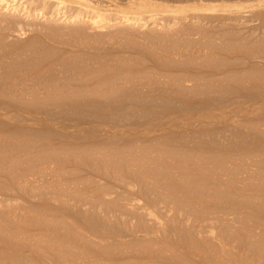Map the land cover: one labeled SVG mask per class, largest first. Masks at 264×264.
<instances>
[{
    "label": "rangeland",
    "instance_id": "rangeland-1",
    "mask_svg": "<svg viewBox=\"0 0 264 264\" xmlns=\"http://www.w3.org/2000/svg\"><path fill=\"white\" fill-rule=\"evenodd\" d=\"M29 1L0 15V264H264V0Z\"/></svg>",
    "mask_w": 264,
    "mask_h": 264
},
{
    "label": "bare ground",
    "instance_id": "bare-ground-1",
    "mask_svg": "<svg viewBox=\"0 0 264 264\" xmlns=\"http://www.w3.org/2000/svg\"><path fill=\"white\" fill-rule=\"evenodd\" d=\"M15 0H9V3H8V0H0V15H2V17H10V18H19L20 16L22 17V13H20L19 11H18V8H19V6H18V8H11V7H13V5L12 4H14V3H16L17 2V0L14 2ZM31 1V0H30ZM30 1H29V3H30ZM49 1H51V0H49ZM53 1V0H52ZM67 2V1H72V0H55L54 2H56L59 6L61 5V3H63V6H64V2ZM74 2H77V4H79V5H81V6H85L86 8H92V6L89 4V3H91V2H89V3H87V2H84V1H81V0H73ZM86 1V0H85ZM89 1V0H88ZM94 1V0H93ZM114 1V0H113ZM128 1V0H127ZM131 1V2H130ZM130 1H128L129 3H136L135 5H137V7H143V9H144V7H145V10L144 11H142V9H140V12H142V14H143V12H147L148 11V13L149 12H151V8H150V11H149V9H146V7L148 6V4L150 5V2L147 4L146 2H144V1H146V0H130ZM199 1V3L198 4H201V2L202 1H204V0H198ZM208 1V0H207ZM210 1V0H209ZM12 2H14V3H12ZM45 2V1H44ZM65 2V3H66ZM127 2V3H128ZM12 3V4H11ZM72 3V2H71ZM96 3V2H95ZM18 4V3H17ZM28 4V3H27ZM32 4V3H31ZM94 4V3H93ZM92 4V5H93ZM153 4V3H152ZM194 4H195V2H194ZM67 5V4H66ZM106 5V4H105ZM132 5V4H131ZM154 5V4H153ZM156 5V4H155ZM154 5V6H155ZM158 5V4H157ZM16 6V7H17ZM27 6V5H26ZM198 6V5H197ZM153 7V6H152ZM159 7H161L162 8V6H159ZM164 7V6H163ZM200 7V6H199ZM207 7V6H206ZM26 8V7H25ZM25 8H22L23 10L25 9ZM96 8V7H95ZM106 8V7H105ZM115 8L117 9L118 7H116V5H115ZM129 8H131L130 6H129ZM134 7H132V9H133ZM148 8V7H147ZM154 8V7H153ZM158 8V7H157ZM157 8H154V9H156L157 10ZM165 8H167V7H165ZM193 8H195L196 9V7H193ZM202 8V7H201ZM28 9V8H27ZM26 9V11H28V10H30V9H28L27 10ZM97 9H100V7L99 8H97ZM101 9H102V7H101ZM100 9V11H98L97 13H95V15H94V17H91L90 18V21H91V24H93V26H95V27H99V28H101V27H103V23H104V21H103V16H102V13L104 14V12L102 11V10H104V9H102L101 10ZM163 9V8H162ZM21 10V9H20ZM109 10H111V9H109ZM134 10V12H133V14H135V9H133ZM156 10H153L154 12L156 11ZM159 10V9H158ZM164 10V9H163ZM166 10V9H165ZM198 10H200V8H198ZM84 11V10H83ZM93 11V10H92ZM97 11V10H96ZM102 11V12H101ZM106 11V13L105 14H107L108 12V9L107 10H105ZM119 11V10H118ZM138 10H136V12H137ZM23 13H24V11H22ZM30 12V11H29ZM29 12L28 13H25V15H24V17H26V18H29V16H30V14H29ZM95 12V11H94ZM126 12H128V11H126ZM139 12V11H138ZM140 12L139 13H136V14H139L140 15ZM145 12V13H146ZM101 13V14H100ZM35 14V13H34ZM104 14V19H105V17H106V15ZM129 14V13H128ZM43 15V14H42ZM41 15V16H42ZM109 15V14H108ZM113 15V14H112ZM24 17H23V19H24ZM126 17V16H125ZM130 17V16H129ZM25 18V19H26ZM107 18V17H106ZM131 18H133V17H131ZM131 18H127L126 20H128V22H129V20H132ZM65 19V18H64ZM63 19V20H64ZM134 19V18H133ZM14 20V19H13ZM81 20V19H80ZM107 20V19H106ZM110 20V19H109ZM133 21V20H132ZM131 21V22H132ZM134 22V21H133ZM132 22V23H133ZM136 22V21H135Z\"/></svg>",
    "mask_w": 264,
    "mask_h": 264
}]
</instances>
